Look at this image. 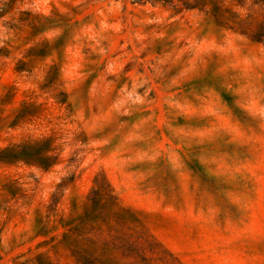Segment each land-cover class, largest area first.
<instances>
[{"label": "rangeland", "instance_id": "374dc122", "mask_svg": "<svg viewBox=\"0 0 264 264\" xmlns=\"http://www.w3.org/2000/svg\"><path fill=\"white\" fill-rule=\"evenodd\" d=\"M0 264H264V0H0Z\"/></svg>", "mask_w": 264, "mask_h": 264}]
</instances>
